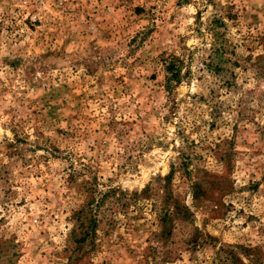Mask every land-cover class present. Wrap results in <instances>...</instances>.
<instances>
[{
    "label": "rangeland",
    "instance_id": "374dc122",
    "mask_svg": "<svg viewBox=\"0 0 264 264\" xmlns=\"http://www.w3.org/2000/svg\"><path fill=\"white\" fill-rule=\"evenodd\" d=\"M0 264H264V0H0Z\"/></svg>",
    "mask_w": 264,
    "mask_h": 264
},
{
    "label": "trees",
    "instance_id": "16d2710c",
    "mask_svg": "<svg viewBox=\"0 0 264 264\" xmlns=\"http://www.w3.org/2000/svg\"><path fill=\"white\" fill-rule=\"evenodd\" d=\"M166 69L168 72L166 82L169 87H171L175 81L177 83L181 81V69L180 66L175 62V60H170L169 62H167ZM88 190L91 193H89L88 191L89 196L87 197V199H85L81 208H79L77 211H74L73 214V217L75 218V228L72 235L73 245L70 249L71 256L78 250L80 251L84 247V244L92 239L98 225L96 210L97 208H95L98 207L95 206L96 197L94 195L93 188ZM164 216L165 221L166 219L171 217V215L170 217H168L169 215L167 213Z\"/></svg>",
    "mask_w": 264,
    "mask_h": 264
}]
</instances>
